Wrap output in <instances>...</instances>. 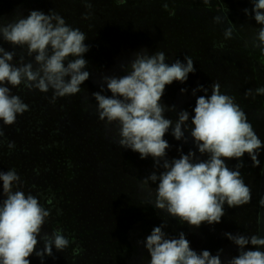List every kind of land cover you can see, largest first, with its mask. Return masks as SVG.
Masks as SVG:
<instances>
[{"label":"clouds","instance_id":"obj_1","mask_svg":"<svg viewBox=\"0 0 264 264\" xmlns=\"http://www.w3.org/2000/svg\"><path fill=\"white\" fill-rule=\"evenodd\" d=\"M116 2L124 5L127 0ZM250 4L252 19L259 25L252 46L264 55V0H250ZM86 7L90 9L91 4ZM243 12L249 15V9ZM213 22L227 24L224 38L232 37L234 24L228 17L218 15L213 17ZM86 38L84 32L66 24L54 10L47 14L31 10L26 17L18 16L0 24V41L13 48L20 47L32 57L31 62L26 63L20 57L13 63L15 53L0 46V124L12 126L19 115L29 110L21 97L11 91L20 85L29 91H51L53 103L59 97L81 91V85L90 76L84 58L89 51ZM166 61L163 51L136 52L123 66L124 75L101 78L100 91L92 93L96 112L101 121L116 125L121 148L138 153L142 160L152 158L154 171L142 179L145 185H156L154 193L150 192L149 205L190 228H199L202 222L218 224L225 214V205L231 208L250 202V189L239 171L243 166L240 158L247 153L253 167L259 166L258 156L264 141L258 138L234 97L220 91L219 83L192 89L194 97L197 92L204 94L196 98L191 116L187 110H180L175 120L166 117L165 113L175 111V106L161 102L165 87L174 81L183 84L196 71L190 56L185 55L183 62ZM105 91L111 95L103 94ZM186 91L180 89L181 94ZM253 94L264 95V87L257 88L255 93L252 89L245 91V96ZM166 133L183 143L191 138L196 151L190 149L184 154L178 147L179 158L169 159L170 145L163 138ZM5 139L0 129V142ZM7 147L13 149L15 142L7 141ZM233 158L237 165L229 168L228 161ZM0 197H3L0 198V264H30L28 257L33 254L44 264L45 258L53 255V249L63 252L69 246L70 240L62 230H42L51 209L23 190V181L14 168L0 171ZM258 203L264 208V196ZM165 227L162 222L138 241L149 256L148 264H264V236L223 233L237 247L238 254L222 261L223 249H218L215 255L209 250L197 252L190 247L184 232L170 236ZM246 245L254 246L255 250H245Z\"/></svg>","mask_w":264,"mask_h":264},{"label":"trees","instance_id":"obj_2","mask_svg":"<svg viewBox=\"0 0 264 264\" xmlns=\"http://www.w3.org/2000/svg\"><path fill=\"white\" fill-rule=\"evenodd\" d=\"M216 1L224 9H227L219 11L214 16L227 14L228 11L230 18L234 11L237 10L236 12H238L236 5L239 8L250 7L251 5L248 0L245 2L234 0L233 2L236 1L235 5L233 2L230 4L228 0H214V2ZM184 2L165 0L162 4L157 0H127L126 4L119 5L116 0H96L95 5H93L96 14L94 18L97 20L100 16L103 20L107 19L108 26L105 35H100L96 31L97 27L87 25L85 22L82 24L83 28L79 27L80 31L86 32L89 36L86 38L89 41L85 43L89 46V51L84 54V58L87 61V70L90 76L81 85V91L75 95L59 97L53 103L50 102L51 91L47 93H42L39 90L29 91L23 85L11 89L29 106V110L19 115L16 123L12 126L4 127L0 124V129H3L6 137L3 142H0V171L14 168L23 181V190L37 196L40 204L51 209V214L43 226V231L52 232L59 229L70 240L69 246L63 252H57L53 249V255L46 257L44 264H54L52 262L55 260V264H148L149 256L138 241H142L150 234L153 227L159 226L162 222L166 225L164 231L170 236H176L181 231L184 232L186 239L190 242V247L197 252L209 250L211 254L215 255L218 249H223L222 261L229 246L233 245L223 236V233L235 234L240 232L244 235L249 233L248 226L244 225L247 227L244 228L241 225H234L238 217H233L230 221H223L221 218L220 223L208 225V229L207 224L203 222L199 228H190L187 224L168 216L163 210L154 209L149 205L148 201L152 198L150 192L154 193L156 185H145L142 183V179L153 171L149 172L150 170L148 171L145 165L142 166L141 173L135 171L131 174L127 169H118V166L113 170L104 169V162L110 161L109 155L102 149L103 153L99 154L100 157L96 158L95 156L97 153L95 145H99L101 148L103 144L114 141L112 133H117V129H113L116 127L115 124H106L99 118V124L97 121L96 124L94 123L97 120L94 119V116L98 115L92 93L100 91L102 77L125 74L122 69H119L120 66L123 68L124 64L119 65L116 69L110 66L114 70L103 73L108 66L106 61L100 59L99 56L100 39L106 42L112 51L108 62L110 59L114 62L116 46L120 45L115 40V36L120 30L121 19L116 18V14L110 10L121 14L127 11L126 24L140 20L142 22V16L153 17L157 15L156 17H158L160 14L165 15L183 5L192 11L190 17L203 14L205 17H200L202 24L206 22L207 19L205 18L210 17L207 16L208 12L205 9L198 6V3H203V1L185 0ZM172 6L173 8H171ZM155 7L158 9L156 14H150V9ZM24 13H29V8L24 10L19 5L15 6L11 0H0V24L11 22L18 16L26 17L27 15ZM238 14H240L241 19L239 22H234L238 26L234 32L239 35L236 39L237 53L244 57L245 63L251 71H257L256 74H258L259 70V75L264 77V55L252 46L254 34H251L253 33L251 28H253L252 25L257 27V24L255 21L244 20L243 10ZM125 17L121 16L122 20ZM232 19L236 20L235 18ZM66 24L69 25V23ZM203 29L204 32L199 33L198 37L203 35L212 37L211 31L205 27ZM107 32L108 34H106ZM189 35L190 32L180 31L178 34L179 41L187 43ZM133 36H140L141 39H145L149 38L146 36L150 35L145 30L137 29ZM0 46L15 53L13 63L20 57H24L26 63L32 61V57H28L25 50L20 47L13 48L3 41H0ZM149 46L155 50L154 42H151ZM167 48L169 54L174 56L173 60L180 58V53L178 54L169 46ZM91 50L93 54H90ZM140 50L141 48L138 49V51ZM208 50L209 52H205L203 57L205 60L214 57V54H211L213 50ZM128 51L126 53L124 51L123 54L126 55L123 56L130 61ZM135 53V51H131L132 58ZM190 54L197 57V55L202 54L201 48L194 49ZM227 60L233 61L231 58H227ZM207 63L211 66L210 62ZM209 66H202L204 73L200 69L198 72L207 75L210 70ZM117 69L118 72L116 73ZM103 94L111 95L107 91ZM199 96L201 95L194 97L187 93L188 100L183 98L173 100L170 96L163 95L161 98L163 104L175 106V111L165 113L166 117L175 120L176 112L180 110H187L191 116L193 108L191 105H195V100ZM254 96L255 98L251 95L247 103L238 102L236 99L239 98V95L233 97L236 98L235 102L242 109H249L259 97V95ZM43 97L47 100H44ZM259 108L264 109V101L259 104ZM87 116H91L93 119L90 124ZM107 129L110 131L107 132ZM163 138L167 141L169 138L170 147L179 146L182 152H184L183 145L187 148V152L190 149L196 151L191 138L188 139L187 143L172 139L168 133ZM7 141H14L15 147L11 150L8 149ZM176 152V149L172 150L171 148V151L167 152V157L171 159L172 156L176 155ZM129 154L132 159L134 154L139 157V154H133V151ZM137 162L142 164L140 159ZM263 163L264 159L261 160L260 164L263 165ZM231 165L232 162L228 161V166ZM259 171L253 173L258 176L261 173ZM243 172L245 171L240 169V174ZM157 174L159 173L157 172ZM258 191L261 193L260 189L257 188L254 194H257ZM81 203L87 204L85 210H81ZM75 208H77L76 213H74ZM231 208H233L231 210L233 213L235 208ZM231 208L228 207L229 214H231ZM211 230L214 231L211 232ZM36 247H41L39 239ZM28 259L30 264H40L39 258L34 254Z\"/></svg>","mask_w":264,"mask_h":264},{"label":"rangeland","instance_id":"obj_3","mask_svg":"<svg viewBox=\"0 0 264 264\" xmlns=\"http://www.w3.org/2000/svg\"><path fill=\"white\" fill-rule=\"evenodd\" d=\"M15 6H20L21 9H26L29 8V12L31 10H41L44 14H47L50 10H54L56 13H58L61 17H63L66 21V23H69L70 26L74 28L79 27H84L82 24L85 22L87 25H90L92 27H97L98 33L100 35H105V30L107 28V19L103 20L100 16L96 20L94 17L96 16L95 14V1L96 0H11ZM143 1V0H140ZM160 1L163 4V1L165 0H157ZM167 1V0H166ZM175 1V0H173ZM184 2L185 0H179ZM198 1H203V0H198ZM230 1V4L234 0H228ZM239 2L247 1V0H237ZM92 4L91 8H87L86 4ZM170 2V0H168ZM177 2V1H176ZM250 3V0H248ZM185 3V2H184ZM236 1L233 2L235 5ZM173 5V4H171ZM224 5V4H223ZM199 8H203L208 12L207 16H210L207 19L204 24L201 23L200 17H205L203 14H200L198 16L190 17L192 15V11L186 7L185 5L180 6L179 8H176L175 11H169L168 14L165 15H158L156 17V10L157 7L151 8L150 9V14L154 15L153 17H144L142 16V22L137 21V22H131L126 24V15L127 11L124 13H118L116 11L110 10V12H113L116 14V18L121 19V27L120 30H118V33L116 34L115 40L118 41L120 44L119 46H116V54H115V60L114 62L110 59L108 62V59L111 54V49L109 48V45L104 42L102 39L99 40V45L100 49L99 51V56L100 59H104L107 63V68L103 71V73L108 72V70H114L112 67L118 68L119 65L121 64H128L131 60V51L138 52V49H146L149 53H152L154 51H163L167 57L166 62L171 63L174 62L173 57L169 54L167 46H169L172 50L180 53V60L183 62V57L185 55L190 56L193 61H194V68L196 69L195 73H190L188 75V79L186 82L183 84L174 81L171 85H167L164 90L163 95H168L170 96L171 99L175 100L176 98L178 99H186L188 100L189 98L186 97V94L188 93L191 95L192 89L196 88L197 85H203L204 87H208L213 83H219L220 85V91L222 93L228 94V95H239V98L236 99L240 103H247L248 98H251V95L245 96V91L248 89H252L253 93H255V90L260 87H264V77L259 75V70L258 74L257 71L254 72L253 70H250V67L245 63L244 57L241 55L239 56L237 53L238 46L236 44V39L237 36L235 32H233V35L230 39H225L223 32L224 29L227 27V24H216L213 22V17H215V14H218L219 11H225L227 8H223L221 5H219V2L214 0H209V3H198ZM226 6V5H224ZM238 8V12L234 11L232 14V17L230 18L228 16V11L227 14H222V16L228 17V20L231 21L233 24L234 22L238 21L241 19L240 13L243 9L247 8L249 9V12H251L252 5L250 7H241L235 6ZM173 8V6L171 7ZM25 15H28V13H24ZM88 14V18L85 19V15ZM108 14V13H107ZM108 16V15H107ZM121 16H124L125 18L122 20ZM130 16V15H129ZM232 18H235L236 20H233ZM244 20H249V21H255L252 19L251 14L248 16L243 15ZM205 27V29L209 30L212 32V37H208L207 35L199 36V33L204 32V29L202 28ZM87 27V26H85ZM247 27V25H246ZM253 28L251 30L253 31L254 34L256 33V28L254 25H252ZM137 29L145 30L148 32L150 36H146L149 38L141 39L139 37H134L133 35L135 34V31ZM234 29L237 30L238 26L234 24ZM180 31H185V32H190V35L188 36V42L183 43L180 42V38L178 37V34ZM134 33V34H132ZM108 34V32L106 33ZM132 36L130 37V35ZM86 37L88 38L89 36L86 34ZM131 39H134L131 41ZM239 39V38H238ZM114 40V38H113ZM240 40V39H239ZM89 40H85V43ZM151 42L155 43V50L153 49L152 46H149ZM243 42V41H242ZM94 43V42H93ZM167 46H166V45ZM196 48H201L202 54L197 55V57H193L191 51H193ZM212 49L213 51L211 54H214V57L205 60L203 57L205 55V52L208 53L209 50ZM258 49V48H255ZM129 50V51H128ZM128 51L130 53V61L126 60L125 56L126 54H123ZM257 51H260L259 49ZM90 54H93L92 50ZM176 55V54H175ZM122 57V59H120ZM172 57V58H171ZM227 58H231L233 61H228ZM202 59V60H201ZM207 62H210L211 66ZM113 63V64H112ZM112 64V65H111ZM209 66L210 70L206 71L208 74H202L198 72V70H202L204 73V70L202 69V66ZM112 66V67H110ZM119 69H122L120 66ZM256 70V68H255ZM118 72V69L116 70V73ZM199 74V75H197ZM109 75L111 73L109 72ZM198 76V77H197ZM197 77V78H196ZM185 88L187 91L183 94H181L180 89ZM203 92H197L196 95H203ZM255 94H253V97ZM44 100H47L46 98L43 97ZM264 101V95H259L258 99H256L251 107L249 109H243L247 116L248 122L251 123L255 133L257 134L258 138L261 141H264V109L259 108V104ZM194 107L195 105H191V107ZM261 107V105H260ZM248 108V106H247ZM87 120H89V124L93 121L91 116L86 117ZM95 124L97 121V124H99V119L98 116H94ZM117 129V127H113V129ZM108 130V129H107ZM108 130L107 132H109ZM112 136L114 137V141H111L110 143L103 144L101 148H99V145H95L96 150V158H99L101 153H103L102 149H104L105 153L109 155V160L107 162H104L103 166L104 169L110 168V169H115L117 166L118 169H127L128 172L133 173L135 171L141 173L142 171V166H146L148 171H154V166L152 164L153 160L151 157H148L146 159H140L138 155H135L133 152V160L132 156L129 154L132 151L131 150H126L124 148H121L117 141L118 137L115 132L112 133ZM172 139H174L171 136ZM177 141V140H176ZM168 143L170 142V139L168 138ZM179 146H172L170 147L171 151L173 149L178 148ZM180 148V147H179ZM99 149V150H98ZM182 149L184 150V154H187V148L185 145L182 146ZM99 151V152H98ZM174 155V154H173ZM264 147H262L261 153L258 156V159L261 160L264 159ZM172 158H179L178 152H176V155L172 156ZM78 159V158H77ZM76 159L77 163L78 160ZM140 159L142 164H138L137 160ZM201 159H204L201 157ZM242 167L239 168L241 170H244L241 174L244 183L248 186L251 192V200L249 203L244 204L242 206H235V211L232 213V209L228 210V206H224V216L222 217V220H232L233 217H238L237 220H235L234 225H241L244 227V225L249 227V233L247 235H252V234H257L264 236V219H261V215L264 214V208H262L259 205V200L262 196H264V163L263 165L259 164L257 167H253L252 162L250 158L248 157L247 153L244 154L242 158ZM97 160V159H96ZM133 160V161H132ZM134 162V164H132ZM229 162H232L231 166H228L229 168H235L237 165V160L235 158L230 159ZM102 164V163H101ZM145 167V168H146ZM259 172L260 175L256 176L255 173L253 172ZM123 172V171H122ZM148 174V173H146ZM252 177V178H251ZM260 183V184H259ZM259 188L261 193L258 191L257 194H254L255 189ZM87 204L81 203L80 207L81 210L86 209ZM77 208H75L76 213ZM226 216V217H225ZM245 226V227H246ZM244 227V228H245ZM210 228V227H209ZM211 228H214L211 226ZM247 228V227H246ZM208 229V225H207ZM215 230V229H214ZM214 230H211L214 231ZM238 231V230H237ZM240 233V232H239ZM77 237V236H76ZM76 246V243H75ZM245 250H255L254 246L252 245H246ZM238 254L237 252V247L236 246H229L228 250L226 251V254L223 258V261H227V259L234 257ZM56 259L57 257L54 256ZM56 261V260H55ZM55 261L52 262L55 264ZM58 264V263H57Z\"/></svg>","mask_w":264,"mask_h":264}]
</instances>
